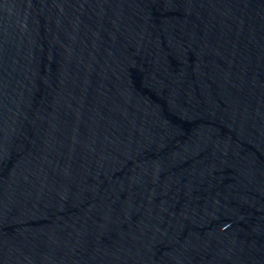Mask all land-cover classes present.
Wrapping results in <instances>:
<instances>
[{
  "label": "water",
  "instance_id": "1",
  "mask_svg": "<svg viewBox=\"0 0 264 264\" xmlns=\"http://www.w3.org/2000/svg\"><path fill=\"white\" fill-rule=\"evenodd\" d=\"M0 264H264V0H0Z\"/></svg>",
  "mask_w": 264,
  "mask_h": 264
}]
</instances>
